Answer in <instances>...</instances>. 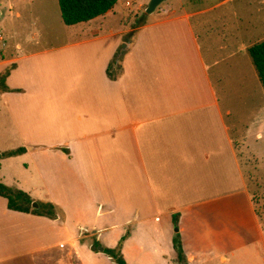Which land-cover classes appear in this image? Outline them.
Segmentation results:
<instances>
[{"label":"crops","instance_id":"crops-1","mask_svg":"<svg viewBox=\"0 0 264 264\" xmlns=\"http://www.w3.org/2000/svg\"><path fill=\"white\" fill-rule=\"evenodd\" d=\"M158 10L134 30L102 31L106 23L96 22L110 12L68 27L60 46L24 54L17 45L19 54L0 62L16 66L6 85L19 92L0 97L15 149L27 150L0 168L31 159L41 198L11 188L60 215L13 212L0 197V263L54 251L69 264H113L92 245L115 249L127 235L126 264H177L179 235L186 264L188 251L203 250L222 264H264L251 188L264 164V88L248 54L264 41V0H175ZM130 32L110 80L108 65ZM26 61L33 80L19 74ZM204 213L214 237L199 244L187 230ZM236 252L239 262L224 255Z\"/></svg>","mask_w":264,"mask_h":264},{"label":"rangeland","instance_id":"rangeland-1","mask_svg":"<svg viewBox=\"0 0 264 264\" xmlns=\"http://www.w3.org/2000/svg\"><path fill=\"white\" fill-rule=\"evenodd\" d=\"M150 1L151 0H117V5L114 10L104 18L98 19V22L96 23L102 26H104L103 23H106L104 27H99L102 31H108L110 29L117 31L118 27L121 25H131L130 29L134 30L142 25L144 21L156 17L157 12L154 14V17L152 16L151 18L150 15H146V9ZM203 1L207 4L212 0ZM174 2L175 0H166L156 10L159 11L158 9H162L168 4H174ZM187 7L189 8V6ZM17 13L20 14L19 18L16 17ZM69 31L70 29L62 23L57 0H0V35L2 36V40H0V62L9 59V57L14 55L15 52L18 55L19 52L16 50L17 45H21V52H24V54L36 52V50L49 46H60L63 42H67L68 36L71 35ZM262 32L263 31H261V33ZM132 33L133 32H130L123 37V40L121 41L122 43L120 42V46L117 50H119V48L122 50L124 49L125 43L130 40ZM261 33L259 30L256 32V34ZM33 35L35 39L33 45H31L30 39ZM32 62L33 61H26L21 63L20 66L21 72L19 74L25 75L29 80H33L34 78V76H32L33 74H29V71L31 70L29 68L27 69V65ZM9 67L10 66H7L4 70L0 69V76H2V72L7 71ZM2 103L6 102L0 97V147L7 148L5 150L15 149L16 147L14 146H17L15 145L17 143L13 141L15 137L12 136L11 133L12 125H10L5 119L8 115L6 114L5 107ZM246 119L247 118L245 117L243 118L242 126H246ZM260 146L264 149V141ZM253 148L254 145L252 143L250 150L246 151L252 153ZM31 163V159L24 158L7 160L3 163L2 168H0V183L10 187L15 186L26 192L28 190V192L32 193L33 199L36 200L41 198L42 191L38 187H33L35 183ZM261 165V170L257 172L258 180L256 182L251 181V188H253L252 186H255V199L257 201L258 212L264 221V164ZM34 202L37 203L36 201ZM202 216L203 217H201L195 224V227L189 225V229L187 230V233L192 234L199 244L208 239L212 240L214 237L209 215L204 213ZM177 230V220H174L173 231L177 232ZM174 236L176 237L173 241V247L175 242H179L181 245V236ZM8 252L9 251H6L4 254H9ZM188 252L191 264H200L202 262H209V264H222L220 255L214 253L213 250ZM224 255H227L233 263L238 261L240 252H236L234 256L229 253ZM59 256L60 255L54 251H47L34 255L33 258L13 257L0 264H69L65 255L61 257ZM261 259L262 257H254L252 258V261H259L260 263Z\"/></svg>","mask_w":264,"mask_h":264},{"label":"trees","instance_id":"trees-1","mask_svg":"<svg viewBox=\"0 0 264 264\" xmlns=\"http://www.w3.org/2000/svg\"><path fill=\"white\" fill-rule=\"evenodd\" d=\"M57 2L62 23L66 27H73L79 24L88 23L103 17L113 11L117 5V0H57ZM248 54L252 60L253 66L256 69L259 81L264 88V41L249 48ZM123 55L124 50L119 48L109 63L106 73L110 80H116L120 75L122 70L121 62ZM14 68H16V66L11 65L7 71L0 76V94L19 92L18 90L9 89L6 85V79L8 78L10 71ZM61 151L66 155L69 154L67 149H61ZM26 152L27 150L21 147L15 150L0 153V160L18 157ZM252 187V191L256 192L254 188L255 186ZM0 197L7 201V209L13 212L44 217L50 220H57L60 216L56 206L51 203H38L39 208L33 209L32 204L35 202L27 193L16 188L8 187L2 183H0ZM262 222L264 225V221ZM126 238L127 235L122 236L115 249H103V254L107 256L113 264H126L121 254L122 244ZM99 247H101L100 244L95 241L92 245V250L97 252ZM174 249L177 254V264H186L179 242L174 243Z\"/></svg>","mask_w":264,"mask_h":264},{"label":"water","instance_id":"water-1","mask_svg":"<svg viewBox=\"0 0 264 264\" xmlns=\"http://www.w3.org/2000/svg\"><path fill=\"white\" fill-rule=\"evenodd\" d=\"M166 0H151L147 9H146V15H151L155 12V10L162 4L164 3ZM33 209H38L39 206L37 203H33L32 204ZM98 251L102 252L103 249L102 248H98Z\"/></svg>","mask_w":264,"mask_h":264},{"label":"built area","instance_id":"built-area-1","mask_svg":"<svg viewBox=\"0 0 264 264\" xmlns=\"http://www.w3.org/2000/svg\"><path fill=\"white\" fill-rule=\"evenodd\" d=\"M0 40H2V36L0 35Z\"/></svg>","mask_w":264,"mask_h":264}]
</instances>
